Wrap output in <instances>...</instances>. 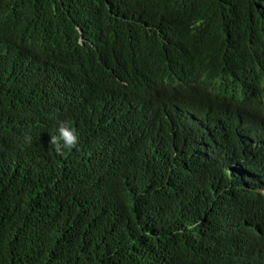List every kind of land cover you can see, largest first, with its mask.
<instances>
[{"label":"trees","instance_id":"obj_1","mask_svg":"<svg viewBox=\"0 0 264 264\" xmlns=\"http://www.w3.org/2000/svg\"><path fill=\"white\" fill-rule=\"evenodd\" d=\"M0 264H264V0H0Z\"/></svg>","mask_w":264,"mask_h":264},{"label":"clouds","instance_id":"obj_2","mask_svg":"<svg viewBox=\"0 0 264 264\" xmlns=\"http://www.w3.org/2000/svg\"><path fill=\"white\" fill-rule=\"evenodd\" d=\"M57 135H51L49 144L55 147V151L62 154L64 149L71 150L78 144V134L74 128L67 122H59Z\"/></svg>","mask_w":264,"mask_h":264}]
</instances>
